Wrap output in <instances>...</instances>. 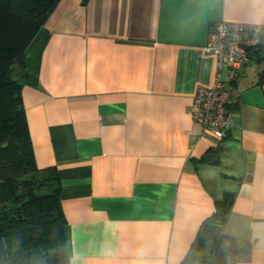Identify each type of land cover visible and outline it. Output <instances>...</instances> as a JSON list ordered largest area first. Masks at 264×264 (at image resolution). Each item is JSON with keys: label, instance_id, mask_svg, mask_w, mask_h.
Masks as SVG:
<instances>
[{"label": "crops", "instance_id": "0c3cea01", "mask_svg": "<svg viewBox=\"0 0 264 264\" xmlns=\"http://www.w3.org/2000/svg\"><path fill=\"white\" fill-rule=\"evenodd\" d=\"M222 21L264 35V0H59L30 41L22 104L35 165L61 182L68 264H264V60L222 71L226 139L191 117Z\"/></svg>", "mask_w": 264, "mask_h": 264}, {"label": "trees", "instance_id": "16d2710c", "mask_svg": "<svg viewBox=\"0 0 264 264\" xmlns=\"http://www.w3.org/2000/svg\"><path fill=\"white\" fill-rule=\"evenodd\" d=\"M58 1L0 0V264H68L61 182L35 165L21 97L37 84L24 52ZM230 204L215 202L203 240L221 243Z\"/></svg>", "mask_w": 264, "mask_h": 264}, {"label": "built area", "instance_id": "2783aa9c", "mask_svg": "<svg viewBox=\"0 0 264 264\" xmlns=\"http://www.w3.org/2000/svg\"><path fill=\"white\" fill-rule=\"evenodd\" d=\"M203 51L215 60V74L211 87L197 88L191 117L205 136L221 142L232 128L231 93L221 80L222 71L226 69L230 76H238L253 51L264 53V35L257 25L218 22L211 26Z\"/></svg>", "mask_w": 264, "mask_h": 264}, {"label": "water", "instance_id": "95a60500", "mask_svg": "<svg viewBox=\"0 0 264 264\" xmlns=\"http://www.w3.org/2000/svg\"><path fill=\"white\" fill-rule=\"evenodd\" d=\"M251 58L256 60V59H259V60H264V53H258V51H253L251 53Z\"/></svg>", "mask_w": 264, "mask_h": 264}, {"label": "rangeland", "instance_id": "374dc122", "mask_svg": "<svg viewBox=\"0 0 264 264\" xmlns=\"http://www.w3.org/2000/svg\"><path fill=\"white\" fill-rule=\"evenodd\" d=\"M250 64H251V65H259L260 67H261L262 65H264V63H260V64H258V63L254 62V61H253V62H250ZM251 65H250V66H251Z\"/></svg>", "mask_w": 264, "mask_h": 264}]
</instances>
